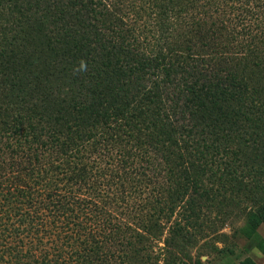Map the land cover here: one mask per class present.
<instances>
[{
	"label": "trees",
	"instance_id": "1",
	"mask_svg": "<svg viewBox=\"0 0 264 264\" xmlns=\"http://www.w3.org/2000/svg\"><path fill=\"white\" fill-rule=\"evenodd\" d=\"M227 201L264 223V0H0V264H181Z\"/></svg>",
	"mask_w": 264,
	"mask_h": 264
},
{
	"label": "rangeland",
	"instance_id": "2",
	"mask_svg": "<svg viewBox=\"0 0 264 264\" xmlns=\"http://www.w3.org/2000/svg\"><path fill=\"white\" fill-rule=\"evenodd\" d=\"M224 202L223 209L211 208L205 228L197 240L175 249L181 264H264V223L249 219L244 204ZM229 210L232 212L229 214ZM227 211V215L223 213ZM159 247H153L154 254Z\"/></svg>",
	"mask_w": 264,
	"mask_h": 264
},
{
	"label": "clouds",
	"instance_id": "3",
	"mask_svg": "<svg viewBox=\"0 0 264 264\" xmlns=\"http://www.w3.org/2000/svg\"><path fill=\"white\" fill-rule=\"evenodd\" d=\"M81 68H82V69L86 68V65L84 64L83 61L81 62Z\"/></svg>",
	"mask_w": 264,
	"mask_h": 264
}]
</instances>
